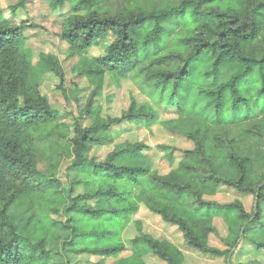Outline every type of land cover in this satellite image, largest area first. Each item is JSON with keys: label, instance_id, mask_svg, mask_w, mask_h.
Wrapping results in <instances>:
<instances>
[{"label": "trees", "instance_id": "obj_1", "mask_svg": "<svg viewBox=\"0 0 264 264\" xmlns=\"http://www.w3.org/2000/svg\"><path fill=\"white\" fill-rule=\"evenodd\" d=\"M47 1L69 8L60 39L74 54H87L109 39L104 54L90 59L83 73L99 82L78 120L96 119L84 128L75 121L69 134L78 174L71 186H82L84 192L72 198L71 187L65 198L54 176L37 168L42 148L54 141L50 130L38 126L58 119L40 92L39 74L55 77L57 88L63 74L49 54L33 63L25 49L28 25L0 11V264H69L63 256L68 252L117 258L127 249L131 256L115 264H148V258L184 264L174 244L140 229L123 241L141 202L176 228L192 251L231 264L233 248L243 240L251 251L239 253L251 259L236 264H262L257 258L264 253V172L259 173L264 161V23L256 16L264 11V0H182L177 7L151 9L144 7L150 0ZM105 73L133 79L148 100L139 104L130 98L118 117L102 118L94 100ZM156 108L186 116L183 126L163 130L191 144L185 150L158 146L173 166L166 174L153 170L151 148L144 143L113 146V129L150 125ZM103 146L112 149L102 159L90 156L94 147ZM134 188L142 191L138 200ZM222 188L251 196L250 210L239 200H207ZM52 212L63 220H52ZM215 219L227 226L224 250L209 244Z\"/></svg>", "mask_w": 264, "mask_h": 264}, {"label": "rangeland", "instance_id": "obj_2", "mask_svg": "<svg viewBox=\"0 0 264 264\" xmlns=\"http://www.w3.org/2000/svg\"><path fill=\"white\" fill-rule=\"evenodd\" d=\"M182 0H150L144 2V7L147 9L160 8L165 4H170L177 7ZM20 0H0L1 16L6 19H11L15 23L24 21L28 27L24 31L26 42L25 49L29 51L33 63L38 61L40 54H49L57 60L58 66L63 74V83L61 88L58 87V80L52 75L39 74L40 92L48 100V103L53 110L58 114L56 123L52 125H39L40 129L50 130L53 134V144L46 143L42 148V154L37 160V168L41 173L47 175L52 174L58 181V188L62 191L65 198H68V192L72 187L71 184L77 178V171L73 169L72 163L75 157L72 153L69 134H73V126L78 120L80 112L88 99L93 98L95 88L98 85V79L90 78L85 74V71L90 69L93 57H100L104 54L109 39L104 43L92 48L87 54H74L68 47L65 41L60 39V36L65 28V20L68 17V7L63 8L52 7L47 0H26L24 6H17ZM15 8L14 14H11V8ZM256 19L264 23V11L256 16ZM84 73V74H83ZM100 96L96 97L95 106L100 108V116L118 117L122 111L126 110L130 98H134L139 104L145 103L148 99L143 96L139 84L133 79L117 77L110 73H105L101 78ZM94 116L88 117L87 120H78L81 127H87L95 121ZM187 118L180 116L173 110L167 111L161 108H156V120L150 125L132 126L130 129L116 128L112 130L116 134L114 145L124 142H142L151 148L149 156L153 160L152 168L159 174L168 173L171 166L163 157V154L158 149L160 145H167L176 150L190 149L191 144L179 137L169 135L163 128L164 126H183L186 124ZM44 132V131H43ZM35 134H41L35 133ZM112 146H103L100 148L94 147L90 156H95L102 159L110 152ZM180 152H174L176 157L180 156ZM176 165V164H175ZM175 167V166H174ZM260 174L264 172V161ZM70 193L71 197H76L84 192L82 186H73ZM132 193L136 200L142 194L141 189L134 188ZM252 197H241L232 190L222 188L221 193L207 200L215 201L219 204L231 203L239 200L243 203L244 208L249 211L252 205ZM92 206H97L93 202H89ZM58 206V205H57ZM139 211L129 220L128 225L122 233L123 241L132 239L142 233L152 235L157 239H166L180 249L185 256L184 264H225L223 258H213L198 254L187 248L179 231L165 225L159 217L151 215L143 207V203L138 204ZM52 220H63L61 213H50ZM216 233L210 235L209 244L211 247L224 250V240L227 238V226L220 220H214ZM140 229V231H138ZM235 241H231L233 245ZM237 245L233 248V253L230 258L231 264H236L238 261H246L251 259L250 254L243 255L239 253L240 249L250 250L249 245H245L243 240H238ZM251 251V250H250ZM131 251L127 249L122 252L117 258L102 257L90 253L63 254L65 262L74 264L75 262L82 263H97L103 260L105 264H115L118 260L131 256ZM257 258V257H252ZM264 264V253L257 258ZM241 260V261H240ZM148 264H163L156 259L148 258Z\"/></svg>", "mask_w": 264, "mask_h": 264}]
</instances>
